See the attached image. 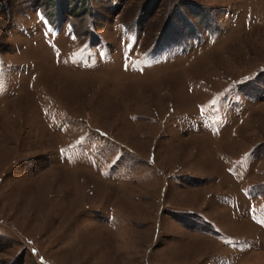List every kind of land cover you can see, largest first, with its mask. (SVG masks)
Returning a JSON list of instances; mask_svg holds the SVG:
<instances>
[{
  "label": "rangeland",
  "instance_id": "rangeland-1",
  "mask_svg": "<svg viewBox=\"0 0 264 264\" xmlns=\"http://www.w3.org/2000/svg\"><path fill=\"white\" fill-rule=\"evenodd\" d=\"M0 264H264V0H0Z\"/></svg>",
  "mask_w": 264,
  "mask_h": 264
}]
</instances>
